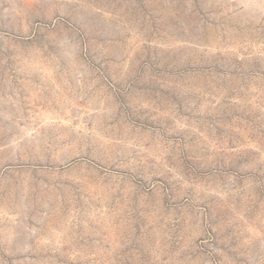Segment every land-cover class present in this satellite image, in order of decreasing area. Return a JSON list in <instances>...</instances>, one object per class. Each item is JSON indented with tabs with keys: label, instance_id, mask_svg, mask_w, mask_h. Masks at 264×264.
<instances>
[{
	"label": "rangeland",
	"instance_id": "rangeland-1",
	"mask_svg": "<svg viewBox=\"0 0 264 264\" xmlns=\"http://www.w3.org/2000/svg\"><path fill=\"white\" fill-rule=\"evenodd\" d=\"M0 264H264V0H0Z\"/></svg>",
	"mask_w": 264,
	"mask_h": 264
}]
</instances>
